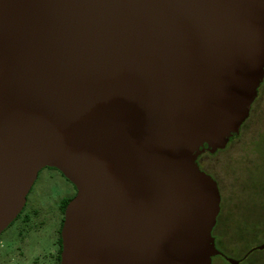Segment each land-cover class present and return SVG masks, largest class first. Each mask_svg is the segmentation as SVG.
<instances>
[{
	"label": "water",
	"instance_id": "water-1",
	"mask_svg": "<svg viewBox=\"0 0 264 264\" xmlns=\"http://www.w3.org/2000/svg\"><path fill=\"white\" fill-rule=\"evenodd\" d=\"M263 74L264 0H0V233L53 167L75 189L59 264H210L220 195L195 157Z\"/></svg>",
	"mask_w": 264,
	"mask_h": 264
},
{
	"label": "rangeland",
	"instance_id": "rangeland-1",
	"mask_svg": "<svg viewBox=\"0 0 264 264\" xmlns=\"http://www.w3.org/2000/svg\"><path fill=\"white\" fill-rule=\"evenodd\" d=\"M258 89L260 113L253 112L222 150L202 155L219 188L215 243L234 260L243 255L238 264H264V249L255 248L264 243V81ZM52 172L37 175L19 218L0 233V264H54L61 218L58 205L73 189L58 170ZM210 264L228 263L213 256Z\"/></svg>",
	"mask_w": 264,
	"mask_h": 264
},
{
	"label": "flooded vegetation",
	"instance_id": "flooded-vegetation-1",
	"mask_svg": "<svg viewBox=\"0 0 264 264\" xmlns=\"http://www.w3.org/2000/svg\"><path fill=\"white\" fill-rule=\"evenodd\" d=\"M263 81H264V74H263V78H262V80H261L259 86H260L261 84H263ZM259 86L257 87L256 94H255V96H254L252 102L250 103V106H249V109H248V115H247V117L245 118V120H244V121L241 123V125L239 126L238 132H237L236 134L232 135L231 137H229L228 142L231 141L233 138H235V137H237V136L239 135L242 125H243L247 120H249V118H250V116H251V114H252L253 112H255L256 116L260 113V104L258 103V105H256L257 100L260 98V89H258ZM228 142H227V143H228ZM227 143H226V144H227ZM204 147H205V146H204ZM223 148H224V147H223ZM223 148H222V149H223ZM222 149H217V150H222ZM217 150L214 151V152H212V153H209V152L206 150V148L202 149L201 152H200L199 154H197V156L195 157V162H196V164H197V167H198L200 170H202L203 172H205L206 174H208V175H209V176L215 181V183H216V185H217V188H218L217 179L215 178L214 174L212 173L211 169L209 168V167H210V163H209L208 161H204V160L202 159V155H203V154L206 153L207 155H214V154L217 152ZM211 167H212V166H211ZM54 170H56V169L53 168V167H43V168H41V169L37 172V175H38L40 172H41V173H42V172H46V173H48V174H52V173H53L52 171H54ZM56 171H57V170H56ZM37 175H36V177H37ZM35 179H36V178H35ZM72 189H73L72 194H71V195H67V196L64 197V198L69 199L70 197L73 196V194H74V192H75V189H74L73 185H72ZM218 191H219V188H218ZM64 198H63V199H64ZM58 206H59L58 209H59L60 212H61V218H60V223H61V222H62L63 209H64V208L61 209V202H60V204H59ZM22 208H23V207H22ZM219 208H220V207H219ZM21 210H22V209H21ZM21 210H20V211H21ZM19 215H20V212H19V213L16 215V217L11 221V223H12L13 221L17 220V219L19 218ZM21 220H22V222H25V221H26V220H24L23 218H22ZM11 223H10V224H11ZM216 226H217V216H216L215 223H214V225H213V227H212V229H211V235H212V237H213L215 247H216L217 250L220 251V253H219V254H216V255H214V256H220L225 262H227L228 264H231V263L227 260V258H230V257H228L227 255H225V254L222 252V250H220V249L217 248V246H216V243H215V237H214V235H213V232H214V229L216 228ZM59 230H60V229H59ZM215 230H216V229H215ZM57 234H58V235H57L56 238H55V241H56V250H55V254H54V258H53V259H54V264H59V254H60V249H61L60 242L58 241V238H59V231H58ZM16 235L20 236V235H21V230H17V231H16ZM248 252H249V249H248L245 253H248ZM245 253H244V255H245ZM242 258H243V255H242L241 257H239L238 260H236V263H235V264H238V262H239Z\"/></svg>",
	"mask_w": 264,
	"mask_h": 264
},
{
	"label": "trees",
	"instance_id": "trees-1",
	"mask_svg": "<svg viewBox=\"0 0 264 264\" xmlns=\"http://www.w3.org/2000/svg\"><path fill=\"white\" fill-rule=\"evenodd\" d=\"M67 201H68L67 198H64V199L61 200V209L64 208V206H65V204H66ZM60 226H61V223H60ZM59 229H60V227H59ZM58 241L60 242V236L58 238Z\"/></svg>",
	"mask_w": 264,
	"mask_h": 264
}]
</instances>
